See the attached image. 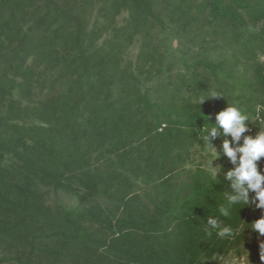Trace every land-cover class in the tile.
<instances>
[{
    "label": "trees",
    "instance_id": "obj_1",
    "mask_svg": "<svg viewBox=\"0 0 264 264\" xmlns=\"http://www.w3.org/2000/svg\"><path fill=\"white\" fill-rule=\"evenodd\" d=\"M137 37L134 69L124 54ZM175 37L224 59L189 62L170 51ZM262 57L264 0H0V264L228 255L241 239L204 232L223 177L211 188L199 172L186 198L173 187L215 111L235 103L256 117L260 106L264 118ZM247 73L249 96L238 89ZM163 75L173 80L155 100L148 85ZM59 192L80 207L49 204ZM258 215L240 212L246 222ZM221 219L240 222L235 212Z\"/></svg>",
    "mask_w": 264,
    "mask_h": 264
},
{
    "label": "clouds",
    "instance_id": "obj_2",
    "mask_svg": "<svg viewBox=\"0 0 264 264\" xmlns=\"http://www.w3.org/2000/svg\"><path fill=\"white\" fill-rule=\"evenodd\" d=\"M223 97L222 94L212 92L208 98ZM205 99H197L200 105ZM258 106V113H259ZM211 117H207L210 120ZM259 114L253 117L237 104H228L219 111L214 123H207L202 128L201 141L207 146L208 160L206 168V183L212 185L227 182V190L222 193L221 203L218 207L219 215H208L204 227L207 237H216L221 240L235 241L242 239L248 230L249 242L255 241L264 252V171L261 170L260 161L264 160V127L260 126L255 135L250 134L248 122L260 121ZM221 140L219 150L215 146L216 140ZM226 157L231 167L224 171V165L214 161ZM223 172V181L219 179ZM247 208L251 213H259L258 218L246 222L241 218V210ZM235 212L239 223H225L221 217L230 218ZM243 240V239H242ZM238 257L225 258L221 253L213 252L206 261H222L223 264H237ZM264 261V259H261Z\"/></svg>",
    "mask_w": 264,
    "mask_h": 264
},
{
    "label": "rangeland",
    "instance_id": "obj_3",
    "mask_svg": "<svg viewBox=\"0 0 264 264\" xmlns=\"http://www.w3.org/2000/svg\"><path fill=\"white\" fill-rule=\"evenodd\" d=\"M126 18H127V14L121 15L117 20L118 25L119 26L124 25L126 22ZM109 36H110V33L106 34L99 43H102ZM199 43L200 42H197V46H194L187 42V37L186 38L175 37V38H172L168 42V46L170 47V51L172 53H174L176 56H179V57L184 56L189 62H193L200 55L207 56V58H209L213 62H220L222 59H224V56L219 49H214V50L206 49L203 51L201 50ZM141 44H142V38L137 37L133 45H131L124 54V64L125 65L129 62H132L133 68L135 69V65L141 53V47H142ZM262 58H263L262 60H264V57ZM180 69L182 70L183 67H181V65H178V70ZM238 75H240V73ZM168 77L169 76L167 75H163L160 78L157 77L154 79V81L151 84L148 85V89L150 91L149 94L153 99L157 100L159 96H162V94L160 93L161 90L160 92H158V88L160 86L166 85L169 80L171 81L173 80L171 77L170 78ZM241 77H242V82L245 83L244 84L245 87L239 86L238 89L244 92L246 96H249L251 91H249L250 87L246 86V84H250L249 82L252 81L251 77L248 73ZM170 89L171 91L174 89L173 85L170 86ZM218 112L219 111L217 112L215 111L214 117ZM258 114L261 117V120L251 122L250 134L252 135H255L256 132L259 131V123L261 127H264V118L260 115V112ZM254 126L258 129L257 131L255 130ZM214 144L217 147V150H219L221 140L219 139L216 140ZM209 151L210 150L207 149V146L203 144V141L202 143L197 144L193 149H191L190 161L189 163L186 164L185 169L183 173L180 175V177L177 178L179 182L177 183V187H173V189L175 188L173 190L175 191V193L176 191L180 189L178 192H180L182 198L188 197L189 194L191 193V190L189 189V186L187 185L188 181H190L193 177H195L196 174H200L199 172L201 171H203L204 174H206ZM217 163L224 165V171L228 170L231 167L226 157H221L219 160L214 161L213 165L215 166V164ZM259 163H260L261 168L264 167V160H261ZM223 175L224 173L221 172L220 177H223ZM178 187L180 188L178 189ZM58 202L67 208H79L80 207L77 197L71 194L63 193V192L54 193V194L52 193L51 197L48 199V203L52 205H55ZM247 233H248V230H246L245 235L242 238L243 240L241 239L240 242H238L237 245H235L234 249L231 250L228 253V255L224 257L228 258L230 255L238 257L237 264H264V261L261 260V259H264V252H262V255H261V251L258 247V244L255 241L251 243L249 242V237ZM213 264H223V262L218 261Z\"/></svg>",
    "mask_w": 264,
    "mask_h": 264
}]
</instances>
